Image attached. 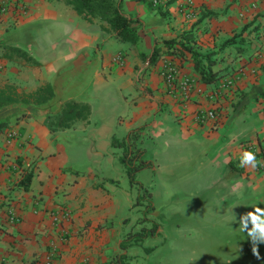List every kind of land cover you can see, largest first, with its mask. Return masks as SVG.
I'll use <instances>...</instances> for the list:
<instances>
[{
  "label": "crops",
  "instance_id": "obj_1",
  "mask_svg": "<svg viewBox=\"0 0 264 264\" xmlns=\"http://www.w3.org/2000/svg\"><path fill=\"white\" fill-rule=\"evenodd\" d=\"M121 9L138 19L134 43L66 0H11L0 15V87L14 86L19 98L52 91L44 102L0 105V264H40L52 247L51 264H117L120 256L129 264H264V243L254 254L239 228L251 206L264 208V0H169L161 9L121 0ZM175 39L180 71L195 82L186 98L166 88L159 69ZM117 52L122 63L111 59ZM192 52L215 82L201 79ZM232 74L235 86L215 104L219 120L197 125L195 113L214 103L207 94ZM71 101L88 115L56 126ZM136 128L153 163L137 174L151 192L144 222L123 149L112 145ZM245 150L256 168L240 167ZM53 209L68 219L53 225ZM151 222L155 236L120 247Z\"/></svg>",
  "mask_w": 264,
  "mask_h": 264
},
{
  "label": "trees",
  "instance_id": "obj_2",
  "mask_svg": "<svg viewBox=\"0 0 264 264\" xmlns=\"http://www.w3.org/2000/svg\"><path fill=\"white\" fill-rule=\"evenodd\" d=\"M76 11L86 20L92 18H100L109 25L111 30L115 32L116 36L122 41H128L134 43L138 39L137 29L135 23L138 22L137 18L128 17L121 9V0H66ZM151 7L148 0H141ZM160 9V8H159ZM167 51L166 57L177 63L179 59V52L182 48L181 39H175L165 42ZM8 49H17L15 47L7 46ZM194 59V68L198 71L201 79L205 82H215L218 78L212 72L205 73L199 60L192 52ZM155 59V56H154ZM156 61L158 58L155 59ZM19 93L12 85H6L0 87V105L10 104L18 102L21 99L22 102H44L52 97V91L49 85L40 87L38 90L32 93H25L19 98ZM89 113L87 105L80 104L74 101L66 102L60 109L58 118L55 125L59 127H68L75 119H84ZM140 128L132 129L128 132L126 138L121 141L112 139V145L122 147L123 153L120 157L122 164L125 167L126 174L130 185L135 186L138 189V195L136 197L135 205H141L144 207L143 217L140 222H144L147 219V214L153 209L151 192L137 179V174L142 170L153 167V163L144 158V150L137 145L139 139ZM31 174L28 173L24 181L28 183L30 181ZM158 225L151 222L150 227L142 226L139 230L129 232L120 244L122 249H126L131 244L141 243L147 237H153L157 234ZM124 256H120V259L116 260L117 264H129L124 261ZM107 264H113L112 261Z\"/></svg>",
  "mask_w": 264,
  "mask_h": 264
},
{
  "label": "built area",
  "instance_id": "obj_3",
  "mask_svg": "<svg viewBox=\"0 0 264 264\" xmlns=\"http://www.w3.org/2000/svg\"><path fill=\"white\" fill-rule=\"evenodd\" d=\"M10 1L11 0H0V15H4L7 12ZM153 2L156 4L157 0H154ZM21 10H23L22 5ZM111 59L116 63H122V53L117 52L111 57ZM159 69L166 88L170 92L177 93L182 98L189 96L194 88L195 82L194 79L189 75L183 74L180 71L178 63L168 58H163L161 60ZM235 79V74L223 77L219 83L207 94L210 100H212L214 103L213 106L200 109L195 113L194 120L197 125L216 123L219 120V112L215 104L218 103L219 99L223 98V94L225 92L233 89L235 86ZM14 134V131H8L6 135L7 140L9 141L12 137H14ZM14 217L15 212L12 209H9L8 218L11 222L14 220ZM49 217L53 225H58L61 221L68 219L69 212L65 209H53L49 212ZM57 255V249L52 247L40 264H51Z\"/></svg>",
  "mask_w": 264,
  "mask_h": 264
},
{
  "label": "clouds",
  "instance_id": "obj_4",
  "mask_svg": "<svg viewBox=\"0 0 264 264\" xmlns=\"http://www.w3.org/2000/svg\"><path fill=\"white\" fill-rule=\"evenodd\" d=\"M240 167L256 168L260 161L252 151H242L239 154ZM253 211L247 212L239 219V228L242 233H246L254 247L252 249L254 254H257L255 245L264 243V208L257 205L251 206ZM235 219V218H234ZM258 255V254H257Z\"/></svg>",
  "mask_w": 264,
  "mask_h": 264
},
{
  "label": "rangeland",
  "instance_id": "obj_5",
  "mask_svg": "<svg viewBox=\"0 0 264 264\" xmlns=\"http://www.w3.org/2000/svg\"><path fill=\"white\" fill-rule=\"evenodd\" d=\"M149 1V3L151 4V6H153L154 8H162V7H164L167 3H168V1L169 0H157V3L156 4H154V0H148ZM16 31V30H15ZM14 30L12 31V34H17V36H18V33L17 32H15ZM1 51V50H0ZM150 226H151V223H150ZM149 226V227H150ZM132 232H134V231H132ZM148 238V237H147ZM145 240V239H144ZM144 240L141 242V243H137L138 245H142L143 244V242H144ZM195 260V259H194ZM190 261V260H189Z\"/></svg>",
  "mask_w": 264,
  "mask_h": 264
}]
</instances>
